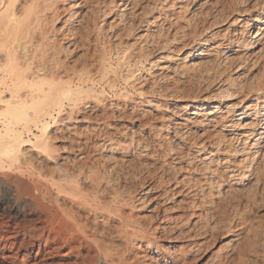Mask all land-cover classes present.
Wrapping results in <instances>:
<instances>
[{
  "label": "bare ground",
  "instance_id": "obj_1",
  "mask_svg": "<svg viewBox=\"0 0 264 264\" xmlns=\"http://www.w3.org/2000/svg\"><path fill=\"white\" fill-rule=\"evenodd\" d=\"M128 1L130 2L127 3ZM70 2L71 0H0V264H258L254 254L264 251V242L261 243L259 237L261 231L257 234L258 230L255 228L253 229L257 232L251 229V234V231L247 230L245 236L236 234V239L233 237L224 242V253L207 257L205 260L197 261L196 258L197 262L194 263L193 259L197 257L198 252L206 243H210L214 234H217L214 231L221 223L219 216L215 219V214L208 215L209 217L206 216L202 221L203 216L211 214L207 213L211 209L205 213H172L175 204H168L167 201L173 197V187L157 189V181L158 184L143 188V182H140L141 185L136 184L138 188L135 187L136 169L139 167L135 168L138 163H134V132L126 125L114 123L121 116L113 109H119L121 104L119 100H108V91L114 93L116 98L138 101L128 94L129 90L116 93V77L119 72L125 83L135 88L140 97L146 95V86L147 89L150 88L152 96L153 93L162 95L160 91H166L167 88H171L167 93L174 96L178 85L176 86V80H172L173 75L180 74L193 79L195 74L192 72L191 75L189 71L195 70L201 61L196 63L190 50L180 53L168 46L170 42H179L186 35L185 30H180L178 26L180 31H173L175 34L170 37L171 41L162 36L154 37L158 22L160 24L168 15L159 4L160 13L151 15L152 19L147 18L145 21L146 25L150 26L146 27L143 33L136 35L133 44L125 42L121 52L119 51L117 68L123 67L124 72L119 71V68H116V71L109 63V55L117 46L114 39L121 34L114 31L110 35L112 41L105 39L106 34L103 31L112 30L122 18L126 19L132 15L134 11L131 10L140 5V0H108L105 6H100L101 9L97 6L94 14L92 9L90 10L92 16L85 20V25L78 31L76 27L71 28L66 23L75 14L74 11L70 12V6L72 8L73 4L74 7L78 5ZM208 3L210 0L202 1L204 7ZM174 4L175 0H169V5L166 3L165 6ZM182 4L178 5L177 13L188 6ZM61 10L70 11L66 13L64 20L60 21V26L56 27ZM112 10V19L104 22L103 19L107 18ZM148 11L149 9L144 7L139 13L142 12L143 16L149 13ZM141 15L140 19L143 18ZM251 18L255 24L264 22L263 14ZM217 20L214 19L212 24L220 21ZM250 20L241 19L242 31L249 30L246 28L249 27ZM159 30L161 31V27ZM193 32L196 35V29ZM77 34L79 37L75 38L74 35ZM255 35L257 36V33L253 36ZM118 39L120 41V38ZM209 39L203 36L196 41L204 44ZM240 41L237 40L240 48L252 45V41L245 43L243 40L241 44ZM147 43H155L156 50H161L158 55L149 59V68H170L172 76L157 71H152L148 78L134 74V68L141 62L140 59L151 54ZM79 46L83 48L82 56L76 55L78 59L70 60L78 52ZM199 50L195 56L200 54L208 57L214 54L216 46L201 45ZM235 52L241 59L237 58L239 61L234 66L237 69L244 65L242 59L245 57L241 49ZM165 57L172 60L171 65L160 64V60ZM219 59L215 56L214 62L219 63ZM212 66L214 68V65ZM147 79L151 81L150 86ZM217 79V86L214 85L213 90L197 93L187 101L175 105L176 116L182 118V123L178 124L180 127L184 126L178 129L182 135L180 140H186L192 131L200 130V134H204L220 125L219 130H214L215 134L211 132L212 136L215 135L212 137L213 143L218 145L224 140L226 132H231V139L241 142L239 148H234L233 145L229 153L236 156V162L242 163V171L240 168L235 169L227 178L233 176L239 181L240 177L249 173L250 176L255 175L253 181L256 185V182L263 179L264 174V164L261 166L262 164H258L259 160L257 161L258 157L264 156V145L261 146L263 151L257 148L260 141L264 140V96H258L259 91L263 90L264 82H261V86L258 84L259 87L254 86V90L249 89L250 87L247 90L246 87L243 88L244 82L240 84L233 77L215 80ZM156 80L162 83L154 88ZM211 80L212 78L209 82ZM243 89L247 94L250 91H258V95L241 104L242 97L247 95H243ZM235 96L240 97V105L228 102L225 105L227 115L218 110V105L209 104L217 99L230 101ZM136 108L137 106L132 104L129 114L136 112ZM143 112L150 114L151 109L147 106ZM93 120L96 123H91ZM112 124L115 127H112ZM190 124L196 129L192 130ZM70 125L73 128H70ZM175 131L177 133V130ZM208 136L206 134L205 137ZM197 143L199 146L196 153L205 147L202 138ZM174 148L172 146L169 151L173 152ZM209 152L213 154L212 151ZM198 160L205 169H209L208 165L213 158L200 155ZM208 172L203 181L201 180L203 185H199V192L202 191L205 202L209 204L213 200L208 195L211 188H215L217 195L222 191L219 186L221 182L210 177L213 176V171ZM206 183L211 187L204 188ZM190 203H194V200ZM178 215L184 216L180 219ZM192 215L193 223L197 222L198 227L194 228L195 231L184 229L183 224ZM224 228L226 233L232 229L231 226H223Z\"/></svg>",
  "mask_w": 264,
  "mask_h": 264
},
{
  "label": "rangeland",
  "instance_id": "obj_2",
  "mask_svg": "<svg viewBox=\"0 0 264 264\" xmlns=\"http://www.w3.org/2000/svg\"><path fill=\"white\" fill-rule=\"evenodd\" d=\"M119 1L122 2L123 0H117V2H119ZM161 1L162 0H154V1L153 0H140V5H138L139 7L137 6L136 8L131 10V11H134L133 13H136L138 11L137 14L132 13V15L130 14L131 16L130 15L127 16L126 19L122 18L123 21L121 19L118 26H116L112 30L108 29L109 31L108 30L103 31V33L106 34L104 36L106 40H112L110 35L114 31L116 33L119 32V34H121L119 37L117 36L116 40L114 39V43H117V46L112 50V52L110 54L111 56L109 55V63L111 65V67L116 70L117 66H119V63H118L119 60H116V59H117L118 55H120V52L125 45V42H126V44H127V42L128 43L131 42L133 44L134 38L136 37V35L143 33L145 28L150 26V24L146 25L145 21L147 20V18H150L151 15H156V14L160 13L159 9L162 6V7H164V8H162L163 11H165L168 15L162 19L160 24L158 22V26H157L158 30H156V32H157V33L155 32L156 34L154 33V37L158 38V37L162 36V38H167L168 41H171L172 38H171V40H169V39H170V37L174 36V34L176 33L175 31L185 30L186 35L183 38H181L179 40V42L178 41H177V43L170 42L169 43L170 45L168 44V46L172 49H175L177 52H180V53H183V52L190 50L191 54L194 55V57H195L194 61L196 63L198 62V60L201 61V62L199 61L200 63L197 64V66L195 67V70L193 69V70L189 71V73L191 75L193 74L192 72H194L196 77L194 75V76H192L193 79H191L185 75L184 76H181L180 74L173 75L171 72V69L166 68V67L163 69H158L156 67H150L149 68V59H151L155 55H158L157 53H160L159 51H161V50H158V51L156 50L157 45L154 46L155 43H147L148 44L147 47L149 48V51L151 54L147 55L146 57H142L144 59H142V58L140 59L141 62H139L137 64L138 68L137 67L134 68V70H135L134 74L137 77L141 76L142 78H144L142 75H144L148 78L149 74L152 71L163 72V73L168 74V75L171 74V76L172 75L174 76L172 80L173 81L176 80V86L178 85L177 86V93H175L176 95L175 94H173L174 96L169 95V93H167V92H168V89L170 90L171 88H167L166 91L165 90L160 91L162 93V95L159 94V96H161V97L157 96L156 95L157 93H153L154 95L152 96V93L149 90L150 88L147 89L148 86H146L144 89V91L146 90L145 91L146 95L143 94L140 97V94L137 93L135 88H132V86H129L128 83H125L123 78L120 77V72H119L118 76L116 77V93L118 94V92H121L124 90H126V91L129 90L128 94L131 97L133 96V98H135L138 101L137 102L131 101L130 99H127V98H116V96L114 97V93L109 92V91H108V98L107 99L112 101V102L119 100V102L121 104L119 109H113V110H115L114 112L118 113L121 116L120 119L118 118L119 122L117 119L116 122H114V123H117L118 125L123 124V126L126 125L128 129L131 128L132 132H134V133H132L134 139L136 140V141H134L135 142L134 148L136 150L134 153V155H135L134 156L135 157L134 163H136V164L138 163L137 164L138 166L135 164L136 165L135 168L139 167L138 169H136V175L137 176H135V180H134L136 182V183L134 182L135 187L138 188L137 185H141L142 182H143V184H142L141 188H143L147 185H153L154 183L155 184L159 183V186H158L159 188H157V189H163L166 187H173V190H172V191H174L173 197L168 199L169 202L167 201L168 204H170V202L175 204L174 207H176V208L173 207V209L171 211L172 213L178 212V213H180L179 215H181L182 213H188V212L198 213V211H203L205 213L206 210L211 209L210 212H207V213H211V214H207V215L203 216L202 221H204L206 219V216L209 217L212 214L213 215L215 214L214 215L215 219H217V216H219L218 219H220L221 221L220 220H218V221H220L221 223L218 222V223H220L219 224L220 226L217 224L218 226H216V228L217 227L218 228L214 231V232H217V234H214L217 237L212 236L210 243L208 242L205 244L206 246L204 245V248L202 247V249L198 252L197 257H195L193 259L194 263H196L200 259L205 260L207 257L218 256V255L224 253V250L222 248L224 242H226L227 240H229L233 237L235 238L236 234H239L240 236L243 237V236H245L246 232L247 233H248V231L250 232L251 229H252V231H255L257 229L258 232L255 231V232H257V234H259L261 231L259 237H261V241H262L261 243L264 242V196H263L264 195V180H263L264 174L262 175L263 179H261L259 182H256V185H254L255 181H253V179L255 178V175L252 174L250 176L249 173H247L245 177L244 176L240 177L239 181L237 180L236 177H233V176H230L227 178V175H229V173H231L235 169L239 170V168H240V170H241L242 163L236 162L237 161L236 156L231 155L229 153V151L231 149H233V145H234V148H239V146L241 144L240 140L239 141L237 140V142H236L235 141L236 139L235 140H234V138L231 139V137H232L231 132H226L225 138L223 137L224 140L221 138L222 140L218 145L213 143L212 137H215V135L212 136L211 132L212 133L214 132L213 134H215V131L220 129L219 128L220 125L215 126L212 131H210L208 133H204V134H202V133L200 134L201 131L199 129H197V130H199L198 132L192 131L191 132L192 134H190V136H191V138H193V136H194L195 137V138H193L194 140L191 139L190 136L188 137V138H190L189 139L190 141H188V138H186L187 141L186 140L183 141V139L180 140L182 135L180 134V131L178 129L179 128L182 129V128H184V126L180 127L181 125L178 123H182V118L180 116L179 117L176 116V111H177L176 106L178 104L182 103L183 101H187L188 99L191 98L192 95H196L197 93L200 94L203 91L205 92L208 90H213L215 88L214 85H216L218 82V79L215 80L216 78H223V77L229 78V76H230V78L233 77V79L235 78V80L237 82H239L240 84H242V82H244L243 88L246 87V89H247L248 87H250L249 89H251V90L252 89L254 90L256 88V85L259 87L258 84H260V86H261V82H264V76H263L264 75V22L263 23L258 22L255 24L251 17L256 16L257 14L258 15L259 14L264 15V0H258V1L257 0H229V1L228 0H216L218 2V4L215 0H210V3H208L209 5L207 4V5H205V7L202 4L203 0H200V1L199 0H175L174 6H169V7L165 6L166 3L169 5V0H167L166 2H165V0H163L162 2ZM212 1L216 2V3H213ZM107 2H108V0H87V1H85V0L84 1L83 0H71L70 3H77L78 5L76 7H74V4H73L72 8L70 6L71 11L65 10V12H64V11H62L63 10L62 9L61 14L59 15L60 17L57 19L56 27L60 26L59 25V24H61L60 21L64 20L65 15L67 16L69 11L72 13L74 11L75 14L72 15L73 17L69 18L66 23L68 24V26H71V28L76 27L75 29L77 31L81 30L79 28H81V26L85 25V22H86L85 20H87L88 18H90L92 16V14H94V10L97 9L96 7L98 6V8L101 9V7L105 6V3H107ZM129 2L130 1H128L127 3H129ZM182 3L186 4V6L188 5L189 7L187 6L186 7L187 9L183 8L182 11H179V13H177L176 11L178 10V5H180ZM94 4H96V5H94ZM201 5H203L204 8ZM144 7H145V9H147V8L149 9V11H148L149 13L142 16L141 15L142 12L141 13H139V12H140V10L142 11V8H144ZM91 9H92L93 13L90 11ZM130 9H131V7H130ZM151 9H153V10L151 11ZM86 10H88V11H86ZM113 10L109 13V16H107V18L105 17V19H103L104 22H106V21L108 22L112 19L113 16L111 17V14L113 13ZM89 11H90V14L92 13L91 15L89 14ZM82 13H83V15H81ZM85 14H86V16H85ZM169 14L171 16H169ZM218 14H219V16H218ZM87 15H89V16H87ZM140 15L143 18L140 19L139 18ZM181 15H182V17H181ZM79 17H81L83 19H80ZM85 17H86V19H85ZM175 17H177V18H175ZM243 18L251 19L249 21V25H248L249 27L246 28V30L247 29H249V30L247 32L245 30H243L245 33L241 30V26H242L241 25V19H243ZM77 19L78 20L80 19V20L77 21ZM150 19H152V18H150ZM214 19L215 20L218 19L217 22L219 20L220 21L218 23L216 22L217 24H212L213 23L212 21H214ZM233 19H235L234 22H232ZM82 20H84V21H82ZM191 21H194V22H191ZM209 23H211V24H209ZM192 24H193V26L194 25L195 26L193 27ZM211 25H215V26H211ZM190 26H191V28H190ZM204 26H206V27H204ZM159 27H161V31L159 30ZM130 29H131V31H130ZM178 29H180V30H178ZM195 29H196V35L193 32V31H195ZM215 30H216V32H215ZM160 32H161V34H160ZM212 32H215V33L218 32V33L217 34H215V33L211 34ZM256 33H257V36L256 35L253 36ZM78 35L79 34L74 35L75 38H78L79 37ZM198 35H201V36L199 37ZM242 35H243V37H242ZM107 36H108V38H106ZM203 36H205V37L207 36L208 39L211 36L212 37L207 42H204V44H202V43L199 44V42L197 43L196 40L198 38H202ZM236 37L238 39H240L241 41L245 40V41H243L245 43L252 41V45H249L245 48H243V47L240 48L238 46L239 44L237 42L238 39ZM118 38H120V41ZM241 41H240V44L242 43ZM184 43L186 45H184ZM181 45H183V47ZM201 45L202 46L203 45L208 46V47L216 46V51L214 52V54H212V56L210 55L208 57L207 56L203 57L200 54H197V56H195V54L198 51H200L199 49L201 48ZM178 47H180V48H178ZM178 49H179V51H178ZM238 49H241V52H243V56L245 58L242 59V61L244 60L242 63L244 65H242L236 69V68H234V66L236 65V63L239 60H241L237 57V55H235V54H237V52L234 53V51H236ZM163 51H166V50H163ZM82 52H83V48H82V46H79L78 52H76L75 55L70 58V60L74 59V58L78 59L77 56L81 57L83 54ZM79 55H81V56H79ZM215 56H217V58L221 59V60L219 59L220 60L219 63L214 62ZM206 58H208V59L206 60ZM224 58H225V61H224ZM211 59H213V61H211ZM171 61L172 60H170V59L168 60L165 57V58H163V60H160V64L161 65L164 64V66H165V64L171 65L172 64ZM117 63H118V65H117ZM212 65H214V68ZM121 68H122V70H121ZM150 69H151V71H150ZM118 70L123 71V67H120ZM118 70H116V71H118ZM199 75H201V76H199ZM210 78H212V80L209 82ZM146 81H147V84H149V86H150L151 81L148 79ZM254 82H255V84H254ZM160 83H162L160 80H158V81L156 80L153 87L154 88L159 87L158 85H161ZM210 83H212V84H210ZM262 85L264 86V83H262ZM254 86H255V88H254ZM147 90H149L151 95L148 94L149 92L147 93ZM243 90H244L243 95L247 94V91L245 89H243ZM250 92H252V93H250ZM250 92H248L247 95H244V97H242L243 103H241V104H245L246 101L251 100L255 96L258 95V91H255V92L250 91ZM263 94H264V87H263L262 92H261V90L259 91L258 96L259 97L264 96ZM239 99H240V97L235 96L230 101H224V100H220V99L218 100L217 99V100H214L213 102H210L209 104H211V106L214 104L218 105V107H219V108L217 107L218 110H220L221 112L223 111L225 113V111L227 110L225 105L229 102V103H234V104L236 103V106H238V105H240V104H238ZM123 103H125V104H123ZM132 104L133 105L135 104L137 106V108H136L137 110L135 109L136 112H133L134 114L131 113V115H130L129 114L130 113L129 108L132 107ZM147 106L151 109L150 114H148V113L146 114L145 112H143V110H145V108H147ZM100 109L102 110V108H100ZM140 112H142V113H140ZM125 113H126V116H128V117L125 116ZM225 115H227V113H225ZM228 116H229V114H228ZM129 117H131V118H129ZM142 122L148 123V125L145 123L143 124ZM91 123H96V122H94V120H93V121H91ZM113 124H112V127H115V126H113ZM69 127L73 128L71 125ZM69 127H68V130L70 131ZM190 127L192 128V130L196 129L195 126H192V124H190ZM258 127H261V126H258ZM109 128H111V127H109ZM175 130H177V133ZM206 134H207V136L210 134L211 135L208 137H205ZM201 138L205 142V147L202 148L201 150H199L198 151L199 153L198 152L196 153L198 146H199V145H197V144H199L197 142L201 141ZM229 138L231 140H229ZM198 139H200V140H198ZM226 141H228V142H226ZM263 141H260V143L258 144L259 146H257V148H260L262 151H263V147H261V146L264 145ZM235 145H237V146H235ZM172 146L175 147L173 149V152H171V150L169 151L170 148L172 149ZM209 150L212 151L213 154H211V152H209ZM170 154H172V155H170ZM180 155H181V157H180ZM194 155H197V156L195 157ZM200 155L206 156L209 158H213V161L208 165V166H210L209 169H205L204 166L201 164V161L198 160V157ZM225 157L227 159H224ZM260 158H262L261 161H260ZM191 159H193V160H191ZM258 160L260 162V163L258 162V164L259 165L262 164L261 166H263L264 156L258 157L257 161ZM198 166H199V168H198ZM211 167H212V169H210ZM202 168H204V169H202ZM211 170L213 171V176H210V177L213 180H215V178H216L221 182L219 184V186H220L223 194L221 193L220 195H217L215 193V188H211L210 191L212 193L209 192L208 195L213 200H211L212 203L210 202L208 204L205 202V198H203L204 194L202 193V191L199 192L200 191L199 185H203V182H202L203 177L207 173H209L208 171H211ZM243 171H245V170H243ZM226 173H228V174H226ZM160 174H161V176H160ZM159 178H160V180H159ZM184 180L186 182H184ZM156 181L158 183H156ZM209 186L211 187L210 184H209ZM209 186L206 183L204 188H206V189L210 188ZM212 186L214 187L215 184L214 185L212 184ZM247 195H249V196H247ZM191 200H194V203H190ZM195 202H197L198 204ZM164 203H166V202H164ZM191 205H192V207H191ZM215 210L217 212H215ZM218 211H219V213H218ZM216 214H218V215H216ZM179 215H178V217L180 219L183 218V216H184V215H182V216H179ZM193 217H194V215H192L185 222H183V224L185 226L184 229H189V230L195 231V229L198 228L197 222L193 223ZM222 224H223V226H231L232 229L228 230V232L226 233V231H225L226 228L223 229V226H221ZM237 225H239V226H237ZM189 227H192V228H189ZM253 228H255V230ZM252 231H251V234L253 233ZM209 232H208L209 235H211L210 230H209ZM206 235H207V237L209 236L207 233H206ZM199 237H201V236H199ZM237 237L238 236H236V238ZM261 247H262V245H261ZM263 252H261V253L258 252L257 254H254V259H256L258 264L259 263L264 264V260H263L264 255H262ZM196 258H198L197 261H196Z\"/></svg>",
  "mask_w": 264,
  "mask_h": 264
}]
</instances>
